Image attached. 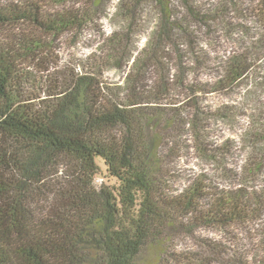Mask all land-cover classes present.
Segmentation results:
<instances>
[{"label": "trees", "instance_id": "trees-1", "mask_svg": "<svg viewBox=\"0 0 264 264\" xmlns=\"http://www.w3.org/2000/svg\"><path fill=\"white\" fill-rule=\"evenodd\" d=\"M106 1L0 2V264H264V184L177 189L185 148L224 164L207 123L248 98L264 178V0H117L99 52L61 64ZM253 226L252 254L200 235Z\"/></svg>", "mask_w": 264, "mask_h": 264}, {"label": "rangeland", "instance_id": "rangeland-1", "mask_svg": "<svg viewBox=\"0 0 264 264\" xmlns=\"http://www.w3.org/2000/svg\"><path fill=\"white\" fill-rule=\"evenodd\" d=\"M3 0H0V2ZM117 0H107L104 5V14L100 16L97 24L95 26L89 27L84 31L83 35L80 37L78 42L71 48L63 46L60 51H58V56L60 63L63 65L74 66L75 64L82 62V60L88 57L90 54L99 52V47L103 43V40L112 32L113 25H115L114 12ZM150 22L144 20L142 26L146 27ZM142 39L139 43V47H143L145 44L146 37L148 35V30L145 29L142 33ZM221 44L224 46L223 42ZM220 54L223 52H219ZM169 65H172L170 63ZM121 72H107L104 75V80L111 86L120 85L123 83ZM201 81H209L211 78L209 73L206 72L205 75L199 77ZM243 90L236 92L232 96V101H239L240 98H243ZM207 101L204 102V105H221L229 99L225 96L218 94H210L206 97ZM246 109L237 112L233 118H228L222 120H214L212 118L210 123H207L209 129L212 130V140L218 144H222L223 141L229 140L231 144L230 152L224 154V164L213 163L210 160H207L203 157H200L199 154H195L193 150L186 151L185 148V158L178 163V167L181 169L183 176L177 184V189L181 190L187 185L191 176H196L201 174H206L209 178L215 181L218 185L222 187H227L231 183L241 182L243 179H247L249 187L257 186L259 187L264 184V178L262 174H259L257 171H250L251 163L254 160H251L253 157V145L247 141L244 131L249 126L250 117L255 119L258 118L257 112L253 113L254 105L250 102V98L246 99ZM210 113V112H209ZM254 124H256L254 122ZM252 124L248 127V129ZM190 146L191 143L188 142ZM224 165V169H223ZM245 166V172L243 167ZM228 171H233L237 173V176H228ZM98 183L101 182L99 178ZM256 227L247 229V230H234L230 233L225 234L220 231H210L207 233H201L200 235L208 238H212L215 241H219L221 245H224L227 248V252L231 251H246L248 254H252L253 251L257 250L259 233L256 231ZM236 238V239H235ZM250 264V263H248ZM252 264V263H251Z\"/></svg>", "mask_w": 264, "mask_h": 264}]
</instances>
